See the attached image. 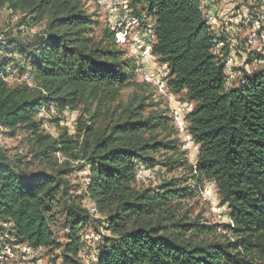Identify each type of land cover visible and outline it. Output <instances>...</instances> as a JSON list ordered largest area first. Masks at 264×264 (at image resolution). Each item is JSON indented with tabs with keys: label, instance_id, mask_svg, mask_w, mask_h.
<instances>
[{
	"label": "trees",
	"instance_id": "obj_1",
	"mask_svg": "<svg viewBox=\"0 0 264 264\" xmlns=\"http://www.w3.org/2000/svg\"><path fill=\"white\" fill-rule=\"evenodd\" d=\"M244 1L243 20L234 21L247 31L253 18L264 24L261 3ZM255 1L263 13L250 8ZM127 2L131 17L152 20L150 53L166 67L167 91L191 105L184 129L197 147L187 165L193 185L169 179L143 187L136 176L140 163L162 152L166 165L183 158L166 107L136 90L121 98L138 86L134 56L116 41L122 27L101 26L83 0H0V11L39 25L27 41L0 43L21 55L26 70L16 82L0 77V126L10 133L25 127L33 156L48 167L30 171L0 150V231L32 249L58 251L61 264H86L88 226L105 230L93 264H264V63L256 61L264 49L235 85L223 60L228 21L214 27L204 0ZM7 62L0 55V72ZM30 73L33 85L23 79ZM52 105L77 111L73 132L43 129L36 116ZM73 169L86 171L84 192L98 217L77 201ZM202 181L214 184L227 221L210 222L185 205Z\"/></svg>",
	"mask_w": 264,
	"mask_h": 264
},
{
	"label": "rangeland",
	"instance_id": "obj_2",
	"mask_svg": "<svg viewBox=\"0 0 264 264\" xmlns=\"http://www.w3.org/2000/svg\"><path fill=\"white\" fill-rule=\"evenodd\" d=\"M90 11L97 17L101 26H107L111 29H117L120 23L121 16L125 12V4L123 1L128 0H112L110 6H101L94 2V0H83ZM214 2H205L204 5L207 7L206 13L211 23H219L222 12L224 11L231 20H228L227 30L221 31L223 39L226 42L225 53L228 56H232V63L230 64L229 70L234 74L232 82L236 85L243 71H252L258 66L255 59L253 58L256 51L247 44V27L243 24H239L234 21L236 15H243V9L240 7L245 3L244 0L238 1L237 5H226L220 3V0H213ZM218 2V3H217ZM109 4V3H108ZM245 5V4H244ZM240 7V8H239ZM243 7V6H242ZM239 8V9H238ZM256 13H263L261 5L255 1L250 6ZM129 11V10H128ZM220 15V17H218ZM141 21L137 26H132L127 31L128 34L123 43L119 42L122 40V36H116V41L123 49H125L127 55H133L136 63V74L134 77L135 82L138 84L137 87H128L121 91V98L126 101L136 90L140 95L151 97L153 95V104L159 105L160 107H166L168 110V116L170 119L169 124L174 127L176 135L179 139L180 147L178 154L182 155V165L177 164L172 166L166 165L162 162V157H167L168 154L162 152L161 154L155 155L152 161L146 163H140L138 165L136 176L143 187L157 186L163 181L174 179L178 181L180 185L192 186V181L189 180V174L187 165H194L195 155L197 153V147L192 140L188 141L184 134L179 130L186 126L184 115L177 109L176 102H184L183 95H176L172 100L167 98L155 85L157 78H162L166 75L167 70L165 65L160 64L154 56L151 55L150 51L144 52V47H139L138 44L134 43L137 38H144L145 44L149 42V39L145 35V29L152 24V20L147 18L144 14L141 15ZM23 24V26H22ZM39 25H30L29 20L21 22V19L17 14H13L7 9L0 11V33H5L6 38L16 39L19 42L27 41L33 35V32L37 31ZM219 29V26H215ZM20 29V30H19ZM24 29V30H23ZM119 29V28H118ZM23 30V31H21ZM12 48L16 49L15 46ZM18 49V48H17ZM259 54V53H258ZM0 55L8 59L5 70L1 71L8 74H13L14 79L17 81L20 77L25 74L23 69L25 63H20L12 55H10L5 48H0ZM252 57L250 58V56ZM250 60V61H249ZM154 73V80L150 79L147 74ZM24 79V78H23ZM11 81V82H12ZM20 81H23L22 79ZM33 85L32 82L29 83ZM146 88H143V85ZM167 90V88H166ZM153 107V106H151ZM77 111L73 110H59L55 105L50 106V109H41L38 112L36 118L42 123L43 129L56 136L59 131L66 130L69 132L74 131L75 119ZM0 150L12 161L13 164L18 161L21 167L28 170H37L40 168L48 167L40 160L36 159L34 154V146L29 135L28 130L25 127H18L14 133L0 128ZM173 157V156H172ZM70 177L73 182V193L79 195L78 202L85 205L95 217H98V213L94 209L92 201L87 198L84 192V185L86 183V171L83 169H73L70 173ZM191 192L195 193L193 199L185 200V205H192L194 213H203V218L210 222H224L228 218L226 216V209L220 207L219 197L215 190L214 184L210 181H202L196 189H191ZM66 228L64 224L58 229L60 241H63L64 233ZM105 230L102 227H98L95 231L93 227H87V230L83 232L85 247L81 252L80 256L84 263L93 264L95 261L97 252L95 250V243L102 239ZM5 233L0 231V264H61V258L59 252L55 251L53 254L45 249H32L28 251V246L18 243L14 240V237L10 234L3 235Z\"/></svg>",
	"mask_w": 264,
	"mask_h": 264
},
{
	"label": "built area",
	"instance_id": "obj_3",
	"mask_svg": "<svg viewBox=\"0 0 264 264\" xmlns=\"http://www.w3.org/2000/svg\"><path fill=\"white\" fill-rule=\"evenodd\" d=\"M112 0H94V2L98 5H101V6H110V3H111ZM263 9H264V0H258ZM127 1H123V3L125 4ZM109 3V4H108ZM126 7L127 5L124 6L125 8V12L124 14L121 16V19H120V23H118L117 26L119 27H122L121 30L117 31L116 33V36H122V40L119 41L121 43H123L126 39V35L128 34V30L129 28H131L132 26H136L138 23H139V20L137 18H134V17H131L128 12L126 11ZM239 21H242L243 20V17L241 15H238L236 17ZM209 20V18H208ZM145 35L147 36V38L149 39V42L147 44H145L144 42V38L140 39V38H137L134 40V43L135 44H138L139 47H144V52H148L150 51V41L152 40L153 38V29L151 26H149L147 29H145ZM247 44H249V46L252 47V49L254 51H256L257 53H260L263 51L264 49V24H262V22L257 19V18H253L250 20L249 22V25H248V31H247ZM0 43H2L3 45L6 44V34L5 33H0ZM221 46V43H216L214 44L213 46V52L215 54H218L219 52V48ZM14 57L16 60H19L21 58V55L19 53H14ZM224 60V65H225V68H226V71L228 73V79H231L233 77V74L232 72L229 70L230 68V64L232 63V57L231 56H227ZM256 61L257 63H260V64H263L264 63V59H262L261 57L257 56L256 58ZM147 76L154 80V77H155V74L154 73H151L150 75L147 74ZM0 77L3 79V80H6V81H12L14 79V75L13 74H8L7 72L4 73V72H0ZM26 82L29 84L31 82V79H32V74H27L23 77ZM156 78V77H155ZM155 85L158 87V89L167 97L169 98L170 100H172L174 98L173 94L169 91L166 90V83L164 80H161V78H157L155 80ZM229 84V82H228ZM176 105H177V109L182 111V112H188L190 111L191 109V105L188 104V103H185V102H176ZM1 128V126H0ZM183 134L184 136L186 137V139L188 141H190V137L189 135L187 134L186 130L184 129V127L180 128L179 129ZM28 251H30V248L28 247L27 249ZM90 264V263H89Z\"/></svg>",
	"mask_w": 264,
	"mask_h": 264
},
{
	"label": "crops",
	"instance_id": "obj_4",
	"mask_svg": "<svg viewBox=\"0 0 264 264\" xmlns=\"http://www.w3.org/2000/svg\"><path fill=\"white\" fill-rule=\"evenodd\" d=\"M204 1H205V2H214L213 0H204ZM224 1H225V0H220L219 2L224 4ZM217 3H218V2H217ZM225 4H226V5H231L230 3H226V2H225ZM222 14H223V16L221 15V17H220V15H218V17H220L221 22H224V21L227 22L228 20H231L230 17H228L224 11L222 12ZM211 24H212L214 27H215V26L218 27V26H220L221 23H220V22H219V23H212V22H211Z\"/></svg>",
	"mask_w": 264,
	"mask_h": 264
}]
</instances>
